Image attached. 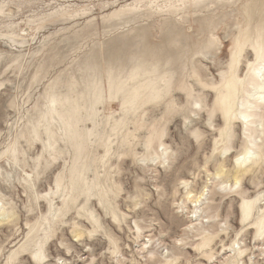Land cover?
<instances>
[{
	"label": "rangeland",
	"instance_id": "374dc122",
	"mask_svg": "<svg viewBox=\"0 0 264 264\" xmlns=\"http://www.w3.org/2000/svg\"><path fill=\"white\" fill-rule=\"evenodd\" d=\"M262 31L264 0H0V264H264V100L217 101Z\"/></svg>",
	"mask_w": 264,
	"mask_h": 264
},
{
	"label": "bare ground",
	"instance_id": "6f19581e",
	"mask_svg": "<svg viewBox=\"0 0 264 264\" xmlns=\"http://www.w3.org/2000/svg\"><path fill=\"white\" fill-rule=\"evenodd\" d=\"M262 26L263 25H261V27ZM260 30H263V27ZM262 32H263V34L261 36L259 35V33L261 34V31L258 33V35L262 38L261 39L258 38V40H256V41L254 39V41L256 43L254 46L252 45V47L254 48V50L256 52V56H257V63L252 65V73L250 74V76H248V78L240 79L236 70H233L232 74L230 75V77L226 83V92L224 93V95L219 97L217 100L218 103L224 108V109H222V111L224 110L225 112L224 111L223 112L226 115H228L230 113L234 114L240 103L242 105L251 104L249 97L250 96L254 97L257 93H261L260 98L262 100H264V72H263V68H264V31H262ZM252 43L254 44V42H252ZM239 55H240V52H239ZM237 57H238V55L234 56V58H237ZM136 91H137V89H136ZM136 97H139V96H136ZM255 107H258V105L255 104ZM253 116H255L253 113L242 115L246 131L250 130V128H249V125L251 124L250 118ZM252 207L253 206L250 204L246 205V210H245L246 215H248L249 213L252 212Z\"/></svg>",
	"mask_w": 264,
	"mask_h": 264
}]
</instances>
